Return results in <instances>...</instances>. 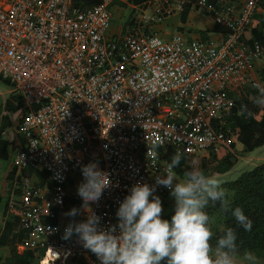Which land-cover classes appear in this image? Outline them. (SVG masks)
I'll list each match as a JSON object with an SVG mask.
<instances>
[{
	"label": "built area",
	"instance_id": "2783aa9c",
	"mask_svg": "<svg viewBox=\"0 0 264 264\" xmlns=\"http://www.w3.org/2000/svg\"><path fill=\"white\" fill-rule=\"evenodd\" d=\"M186 1L166 0L158 17ZM261 1L221 13L199 0L195 6L228 30L216 41H187L141 31L135 21L111 28L113 4L149 1L0 0V82L22 102L13 116L23 143L11 157L18 251L42 252L39 264H100L75 235L62 239L70 223L94 214L100 227L115 225L130 187L154 185L169 155L202 158L228 148L219 128L232 106L227 86L263 85L262 52L244 39ZM89 163L109 173L111 186L85 206L77 189ZM30 169L46 175L43 187L22 175ZM168 193L157 186L154 195L162 202ZM73 208L75 217L65 215Z\"/></svg>",
	"mask_w": 264,
	"mask_h": 264
},
{
	"label": "clouds",
	"instance_id": "9594fccd",
	"mask_svg": "<svg viewBox=\"0 0 264 264\" xmlns=\"http://www.w3.org/2000/svg\"><path fill=\"white\" fill-rule=\"evenodd\" d=\"M254 106L264 107V85L256 84ZM239 114L250 116L242 105ZM182 154L177 152L166 162L165 175L156 176L155 184L136 183L120 203L117 223L100 227V218L89 214L84 222L70 223L62 239L77 237L82 247L94 254L100 264H236L237 234L226 228L213 247L212 219L206 209L219 205L222 213H231L245 231L252 228L251 220L240 207L234 209L226 199L221 184L200 170L185 171L178 178L175 171L181 164ZM84 182L77 194L84 205L97 202L111 186L109 173L99 170L96 163L82 166ZM157 186L169 189L174 199V214L170 220L162 219L161 199L154 195ZM73 208L65 215L75 217ZM247 264H258L253 252L242 257Z\"/></svg>",
	"mask_w": 264,
	"mask_h": 264
},
{
	"label": "trees",
	"instance_id": "16d2710c",
	"mask_svg": "<svg viewBox=\"0 0 264 264\" xmlns=\"http://www.w3.org/2000/svg\"><path fill=\"white\" fill-rule=\"evenodd\" d=\"M136 4H140L147 0H132ZM199 0H187L183 6L182 12H187L191 9H197L195 3ZM209 2L218 3L219 0H208ZM88 4H98L100 0H85ZM194 4V5H193ZM254 16V14H253ZM218 30L223 31L222 26L217 25ZM261 76L264 81V67L261 71ZM257 94L256 89H246L241 96H233L234 106L230 110L231 116H238V122L230 124L227 117L225 123L220 122V131L224 133L225 142L228 148L222 147L215 153L210 154L207 158H199L190 155H183L181 164L175 169L178 176L181 178L185 171L200 170L207 176L212 174H226L236 164L237 158L233 150L236 144L242 145V151L251 153L254 150L264 146V107L254 106L252 104V97ZM0 116L3 111L16 112L21 106V99L13 97L3 103L0 97ZM242 105H246L251 111L250 116H241L239 110ZM13 132H8L6 139L0 136V160L8 161L11 153L13 143ZM8 152H10L8 154ZM15 170L11 168L6 177L9 182L11 190L12 180ZM23 176H35L38 179L37 187H43L46 184V175L43 172L34 171L33 169L24 170ZM48 184V183H47ZM49 185V184H48ZM226 199L231 209L240 207L244 214L251 220L252 228L250 231H245L231 216V213H222L219 210V205L215 207L214 214L217 221H221V229H212L213 239L212 244L215 246L216 239H218L226 228H234L237 234V254L242 256L244 252H253L258 259H264V163L257 165L249 170L241 172L234 179L224 183ZM20 205L19 199L13 195L3 202L0 199V209L5 213V220L3 223V230L0 234V247L11 248L12 264H39L43 253L27 252L19 259L14 255V245L21 242L23 233L19 228L18 207ZM174 214V210L164 216L162 219L170 220ZM210 226V225H209ZM4 260L0 259V264Z\"/></svg>",
	"mask_w": 264,
	"mask_h": 264
},
{
	"label": "crops",
	"instance_id": "0c3cea01",
	"mask_svg": "<svg viewBox=\"0 0 264 264\" xmlns=\"http://www.w3.org/2000/svg\"><path fill=\"white\" fill-rule=\"evenodd\" d=\"M204 1H205L206 6H213L216 10H219L221 13H224V11H226L227 8L236 7L239 3H241L242 0H219L218 3L209 2L208 0H204ZM119 6L122 7L124 5L119 4ZM153 20L157 24L155 25L154 28H151L150 31L161 35L164 39H169L170 37L174 35L180 34L187 41H196L200 39L216 41V40L222 39L224 37L223 34L228 30L223 25H220V26H222L224 30L222 31L221 28L220 30H218V26H216L217 23H215L212 17L210 15H207L204 12V10L201 8L191 9L184 13L182 11H179V12L172 11V13L168 14L164 18H161V19L153 18ZM111 28L112 29L114 28L112 24H111ZM244 39L249 49H253L256 46H258L260 51L262 52V59L257 62V68H258L257 74L260 77V79H262L261 71L263 70V67H264V0L261 1V3L259 4V7L254 12L251 27L248 30V32L244 34ZM262 83L264 85L263 79H262ZM236 84L237 83H231L230 85L227 86L228 98L231 101V105H232L231 108L234 106V103H235L233 96H241L246 91V89H249L248 86L242 83H240L241 84L240 86ZM229 86H238L240 89L239 93L230 92L228 89ZM230 110L229 109L224 110L226 111V117L224 118L222 117L223 122L226 121L227 117L229 118ZM16 125L17 124L15 123L14 125L10 124V121L8 120L7 117H3V115L0 116V132L4 131V126L8 127L7 129H5L7 130L6 136L2 138L6 139L8 132H13V135H12L13 145L11 147L12 150H11V153L8 152V154L10 153V156H9L10 159L12 157L14 150L21 147L23 143L22 139L18 135L15 134ZM236 146L233 150H230V151L234 153L237 158L236 153L239 152L241 148L236 150ZM0 216H1L0 217V234H1L3 230V223L5 220L4 211L1 212ZM13 249H14L15 257L19 259H23L24 258L23 256L25 255V253H27V252L18 251L17 244L14 245ZM0 259L4 260L2 264H12L11 248L0 247Z\"/></svg>",
	"mask_w": 264,
	"mask_h": 264
},
{
	"label": "rangeland",
	"instance_id": "374dc122",
	"mask_svg": "<svg viewBox=\"0 0 264 264\" xmlns=\"http://www.w3.org/2000/svg\"><path fill=\"white\" fill-rule=\"evenodd\" d=\"M166 0H149V5L136 7L135 9H130L128 6H119V4L115 3L110 7V14H111V24L114 26V28H121L126 23L132 21V23L135 21L140 26L141 31H147L151 28H154L157 24L153 18L159 19L157 11L161 9L163 5H165ZM113 28V29H114ZM236 85L240 86V83H237ZM238 86H229V91L234 93H239L240 89ZM8 87L6 84L0 82V97L1 99L6 102L8 99H12L14 96L9 94ZM8 91V92H7ZM1 101V100H0ZM1 110V109H0ZM3 117H7L10 121V124L17 123V120L14 118L13 113L9 111L3 112ZM221 116L224 118L226 117V111H223L221 113ZM238 116H231L229 118V122L227 126H230V124L237 123L238 122ZM225 123V122H224ZM4 126V131L0 132L1 137H5L7 133L8 127ZM236 150L239 148L240 151L236 153L238 164L235 165L228 173L220 175V174H212L211 178L216 179L224 188V183L226 181L234 179L237 175H239L241 172L249 170L257 165H260L264 163V146L261 148H258L254 150L251 153H245L242 151V145L236 144ZM168 156V162H170V158L173 156ZM183 156V155H182ZM202 157V158H206ZM182 161V160H181ZM11 169V159L9 158L8 161H2L0 160V199H2L3 202H6L7 199H9L11 195V190L9 182L6 181V177ZM227 193V192H226ZM162 218L163 216H166L167 214H170L172 210H174V199L170 196L168 193L162 200ZM2 208L0 209V214L2 212ZM206 211L208 212L209 216L212 218L210 220V227L211 229H221L220 222L217 221V218L214 214L215 207L209 206ZM1 217V216H0ZM242 256L236 255V264H247V262L243 261ZM258 259V258H257ZM258 264H264V259H258Z\"/></svg>",
	"mask_w": 264,
	"mask_h": 264
}]
</instances>
